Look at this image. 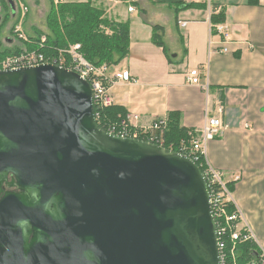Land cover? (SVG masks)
<instances>
[{"label": "water", "instance_id": "obj_1", "mask_svg": "<svg viewBox=\"0 0 264 264\" xmlns=\"http://www.w3.org/2000/svg\"><path fill=\"white\" fill-rule=\"evenodd\" d=\"M91 94L57 65L0 71V264H220L197 164L103 131Z\"/></svg>", "mask_w": 264, "mask_h": 264}, {"label": "crops", "instance_id": "obj_2", "mask_svg": "<svg viewBox=\"0 0 264 264\" xmlns=\"http://www.w3.org/2000/svg\"><path fill=\"white\" fill-rule=\"evenodd\" d=\"M92 1H99L100 6L93 4L108 20L129 25L128 53L121 67H109L110 77L127 71L133 81L109 88L113 106L124 112L120 116L136 115V124L147 127L176 112L183 128L196 131L205 114L216 116L222 104L227 130L207 145V164L220 171L231 188V203L264 252V0L256 5L210 0L206 8L187 7L183 0H137L132 11L123 2L104 6L102 0ZM213 12L222 13L227 43L211 33ZM153 26L162 28L164 48L152 42ZM6 41L11 49L21 46L15 38ZM211 41L215 49L226 46L229 52L209 54ZM192 69L199 71L201 84L208 80L207 97L201 87L187 83Z\"/></svg>", "mask_w": 264, "mask_h": 264}, {"label": "built area", "instance_id": "obj_3", "mask_svg": "<svg viewBox=\"0 0 264 264\" xmlns=\"http://www.w3.org/2000/svg\"><path fill=\"white\" fill-rule=\"evenodd\" d=\"M16 2L17 10L21 14V18L27 12V8L23 6L19 0ZM62 0H52V3L56 6ZM113 1V0H112ZM116 3H126L129 7L128 10L132 11V5L137 0H116ZM184 4H205L210 6V0H183ZM214 14L211 13V16ZM211 18V17H210ZM181 28L186 26V22L179 24ZM211 33H215L219 37L223 38V42L227 43L230 41L228 35V28L223 24L212 25ZM13 34L15 39L19 42H29L28 36L22 30V19L14 27ZM45 42V37H41L39 47L42 48ZM80 45L75 44L69 46L67 50L59 51L57 58L43 55L38 51H27L16 55L6 56L0 59V71H14L25 68L37 67L45 64H53L59 67L66 68L76 72L82 79L86 80L91 87L92 103L93 108L96 107L97 112L94 111L96 122L100 129L103 131L122 138H130L136 140H142L145 142L153 143L163 147V134L168 126L167 117L157 119L147 127H140L136 124L139 120L138 116L132 114H126L118 116L115 121L106 120L103 118L101 112L106 108L113 106V101L109 93V88L116 82H133L129 72H118L109 76V66L102 65L95 67L88 63L84 57L80 54ZM209 54L216 53L225 55L229 52L226 46L214 48L212 41L209 42L208 46ZM67 55L70 59L68 68L65 67L66 60L63 55ZM186 81L189 85L201 87L206 97L209 94L208 80L204 84H201L199 71L192 69L187 74ZM216 116H208L205 114L203 125L200 129L196 130L197 136L193 138L189 145L181 143L180 149L186 155L190 157L194 162L199 158H202L205 166L206 173L204 174L209 194H210V205L212 214L216 224L217 237H218V249H219V262L220 264H236L235 256V243L251 241L256 244V238L249 227L244 225V219L238 208L231 203L230 191L227 185L222 180L220 171L212 168L207 164L206 152L207 145L209 142L214 141L216 138L221 137L227 130V127L222 121L224 113V107L219 104L216 107ZM186 153V154H185ZM236 178L235 180H237ZM211 189V191H210ZM231 203L233 206V212L227 211V204ZM226 233L229 234L230 241L233 247L226 251L224 244L220 243V238ZM261 261L259 264H264V252L261 251Z\"/></svg>", "mask_w": 264, "mask_h": 264}, {"label": "trees", "instance_id": "obj_4", "mask_svg": "<svg viewBox=\"0 0 264 264\" xmlns=\"http://www.w3.org/2000/svg\"><path fill=\"white\" fill-rule=\"evenodd\" d=\"M50 1V12L46 20V32H37L36 36H29V42H21L20 47L5 49L0 42V59L9 55H16L23 49L27 51H38L46 56L57 58L59 51L67 50L69 46L79 44L80 54L84 59L95 67L106 65L109 67L119 64L127 55L129 49V25L126 22H116L104 17V12L95 6L92 0L85 2H59L56 6ZM251 5H256V0H249ZM187 7L206 8L205 4H188ZM222 13L213 14L210 18L212 25L221 23ZM162 28L152 27V42L164 48L161 38ZM41 37H45L43 47H39ZM63 55V54H61ZM66 60L65 67L68 68L70 59L63 55ZM94 111L97 112L96 107ZM124 114L121 108L111 106L101 112L106 120L115 121L117 117ZM179 114L172 112L168 114V126L163 134V147L176 153L184 154L181 143L189 145L190 141L197 136L195 130L185 129L180 125ZM186 154V153H185ZM195 163L203 174L206 166L199 158ZM231 191L230 187H227ZM211 191V189H210ZM233 206L229 202L227 211L233 212ZM220 238L225 250L229 251L233 244L229 234ZM236 264H259L261 251L251 241L235 243Z\"/></svg>", "mask_w": 264, "mask_h": 264}, {"label": "rangeland", "instance_id": "obj_5", "mask_svg": "<svg viewBox=\"0 0 264 264\" xmlns=\"http://www.w3.org/2000/svg\"><path fill=\"white\" fill-rule=\"evenodd\" d=\"M19 1L23 6L27 8V12L21 18V14H19L17 10L18 13H16V15L9 20V24L0 28V42L3 46H5L3 47L5 49L6 48L11 49L10 47L7 46L6 40L8 39L14 40L15 35L13 34V30L16 24H18L21 19H22V30L26 34V36H30V35L36 36V34L34 33L41 32V30H43V32L47 31L46 20H47V15L50 12V1L49 0H19ZM62 1L83 2L84 0H62ZM115 1L116 0L113 1L102 0L101 2L103 3L104 6H107V4L109 3L115 4L116 3ZM92 2L95 3V5L100 6V4L98 3L99 1L98 2L92 1ZM117 4H119V2ZM16 44L18 45L17 42H15V45ZM15 45H12L11 47ZM115 67L117 68L121 67V62L116 66H114V68Z\"/></svg>", "mask_w": 264, "mask_h": 264}, {"label": "flooded vegetation", "instance_id": "obj_6", "mask_svg": "<svg viewBox=\"0 0 264 264\" xmlns=\"http://www.w3.org/2000/svg\"><path fill=\"white\" fill-rule=\"evenodd\" d=\"M17 12V6L14 0H0V28L9 24V20L12 19ZM12 182V176H8V183ZM2 188L5 192L19 193L15 188H6L5 183Z\"/></svg>", "mask_w": 264, "mask_h": 264}]
</instances>
